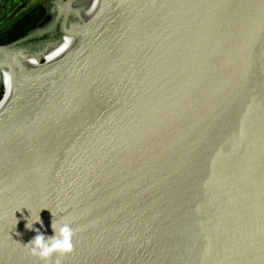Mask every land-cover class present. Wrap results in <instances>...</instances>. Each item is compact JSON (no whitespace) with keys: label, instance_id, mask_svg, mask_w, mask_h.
Here are the masks:
<instances>
[{"label":"water","instance_id":"95a60500","mask_svg":"<svg viewBox=\"0 0 264 264\" xmlns=\"http://www.w3.org/2000/svg\"><path fill=\"white\" fill-rule=\"evenodd\" d=\"M59 3L0 47V264L38 215L47 264H264V0Z\"/></svg>","mask_w":264,"mask_h":264},{"label":"clouds","instance_id":"9594fccd","mask_svg":"<svg viewBox=\"0 0 264 264\" xmlns=\"http://www.w3.org/2000/svg\"><path fill=\"white\" fill-rule=\"evenodd\" d=\"M34 223H41L42 225L39 215L35 220H31V223L28 220L26 224L27 228L36 232L35 237L25 245L29 248L32 256L47 264L53 256L71 254L75 232L70 223H57L53 220L51 224L53 234L51 236H46L39 229H33ZM56 264H60V261L57 260Z\"/></svg>","mask_w":264,"mask_h":264},{"label":"trees","instance_id":"16d2710c","mask_svg":"<svg viewBox=\"0 0 264 264\" xmlns=\"http://www.w3.org/2000/svg\"><path fill=\"white\" fill-rule=\"evenodd\" d=\"M50 22L51 16L47 10L42 5H37L0 34V47L17 43L25 39L30 33L45 27ZM2 95L3 89L0 86V100Z\"/></svg>","mask_w":264,"mask_h":264},{"label":"rangeland","instance_id":"374dc122","mask_svg":"<svg viewBox=\"0 0 264 264\" xmlns=\"http://www.w3.org/2000/svg\"><path fill=\"white\" fill-rule=\"evenodd\" d=\"M57 1L59 0H5L3 2V8L0 11V34L10 28L11 24L17 20V7L20 9L22 8L25 11L30 9L32 5L36 3H43L47 12L52 16L57 7L55 4Z\"/></svg>","mask_w":264,"mask_h":264},{"label":"crops","instance_id":"0c3cea01","mask_svg":"<svg viewBox=\"0 0 264 264\" xmlns=\"http://www.w3.org/2000/svg\"><path fill=\"white\" fill-rule=\"evenodd\" d=\"M60 2V0L59 1H57V4ZM56 4V3H55ZM56 4V5H57ZM37 5H42L45 9H46V7H45V5L43 4V3H36V4H34V5H32V7L30 8V9H28V10H25L24 11V9H20L19 7H17V10H16V17H17V19H19L20 17H22V16H24L26 13H28L33 7H35V6H37ZM21 12V13H20ZM49 14V13H48ZM50 15V14H49ZM51 16V15H50ZM14 23V22H13ZM12 23V24H13ZM12 24H11V26H12ZM10 26V27H11Z\"/></svg>","mask_w":264,"mask_h":264},{"label":"flooded vegetation","instance_id":"af4514ba","mask_svg":"<svg viewBox=\"0 0 264 264\" xmlns=\"http://www.w3.org/2000/svg\"><path fill=\"white\" fill-rule=\"evenodd\" d=\"M57 4V3H56ZM59 7H61L62 8V4H57ZM63 9V12L65 11V12H67V10H68V7H66V6H64V8H62ZM65 9V10H64ZM31 40H32V37L30 38Z\"/></svg>","mask_w":264,"mask_h":264},{"label":"built area","instance_id":"2783aa9c","mask_svg":"<svg viewBox=\"0 0 264 264\" xmlns=\"http://www.w3.org/2000/svg\"><path fill=\"white\" fill-rule=\"evenodd\" d=\"M2 8H3V4L0 6V11L2 10Z\"/></svg>","mask_w":264,"mask_h":264}]
</instances>
